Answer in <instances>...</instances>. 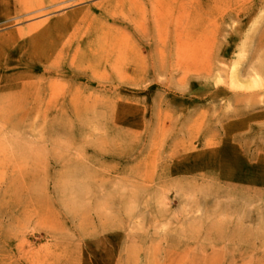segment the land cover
Segmentation results:
<instances>
[{"label": "rangeland", "instance_id": "obj_1", "mask_svg": "<svg viewBox=\"0 0 264 264\" xmlns=\"http://www.w3.org/2000/svg\"><path fill=\"white\" fill-rule=\"evenodd\" d=\"M263 28L264 0H0V264H264Z\"/></svg>", "mask_w": 264, "mask_h": 264}, {"label": "bare ground", "instance_id": "obj_2", "mask_svg": "<svg viewBox=\"0 0 264 264\" xmlns=\"http://www.w3.org/2000/svg\"><path fill=\"white\" fill-rule=\"evenodd\" d=\"M257 1V0H256ZM263 13H261V15H262ZM257 27H259V26H257ZM264 29V28H263Z\"/></svg>", "mask_w": 264, "mask_h": 264}]
</instances>
